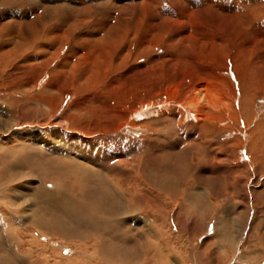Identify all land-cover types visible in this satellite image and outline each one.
<instances>
[{"label": "rangeland", "instance_id": "obj_1", "mask_svg": "<svg viewBox=\"0 0 264 264\" xmlns=\"http://www.w3.org/2000/svg\"><path fill=\"white\" fill-rule=\"evenodd\" d=\"M4 1L0 264H264V0Z\"/></svg>", "mask_w": 264, "mask_h": 264}, {"label": "bare ground", "instance_id": "obj_2", "mask_svg": "<svg viewBox=\"0 0 264 264\" xmlns=\"http://www.w3.org/2000/svg\"><path fill=\"white\" fill-rule=\"evenodd\" d=\"M6 1V0H5ZM4 1V2H5ZM10 1V0H9ZM12 2H15L14 0H11ZM134 1V0H133ZM164 1L165 0H154V4L156 5V6H159L158 7V10H159V12H162V13H164V10H165V7H163L164 6ZM174 1H177V0H174ZM179 1V0H178ZM188 1V3H189V5L193 8V9H198L199 8V6L201 5L200 3H199V0L197 1V0H187ZM234 1V0H233ZM237 1H241V3H243L244 2V5L246 6V4L247 5H249V4H251V3H255V2H259L258 0H237ZM12 2L10 3V4H12ZM109 2V1H108ZM215 2H216V0H215ZM6 3H7V1H6ZM22 3V2H21ZM140 3V2H139ZM213 3V2H212ZM222 3V4H221ZM236 3V2H235ZM17 4V3H16ZM144 4H146V3H144ZM149 4V3H148ZM153 4V5H154ZM204 4V3H203ZM220 6H218L219 8H221L222 10H224L225 12H227V13H232V14H234L233 16H232V19H235V18H237V15H238V13H239V11L241 10V6L240 7H237L236 6V4L234 5V4H230V2L227 0V1H221L220 3H218ZM263 4V3H262ZM6 5V4H5ZM4 5V6H5ZM183 5V3L181 4V6ZM240 5V4H239ZM84 6H85V4H84ZM83 6V7H84ZM90 6H91V4H90ZM185 6V5H184ZM263 6V5H262ZM82 7V8H83ZM183 7V6H182ZM181 7V8H182ZM206 7V6H205ZM217 7V6H216ZM256 7V6H255ZM95 8V7H94ZM190 8V7H189ZM189 8H185V9H189ZM201 9H203L202 8V6L200 7ZM199 8V9H200ZM215 8V7H214ZM14 9V8H13ZM32 9V8H31ZM79 8H77L76 10H78ZM90 9H91V7H90ZM154 9H157V8H154ZM208 9V8H207ZM211 8H209V10H210ZM257 9V8H256ZM70 10V9H69ZM75 9H74V11H76ZM85 10V9H84ZM176 10V9H175ZM73 11V12H74ZM112 11H113V9H112ZM166 11H168V10H166ZM183 11V10H182ZM191 11V10H190ZM199 11V10H198ZM203 11V10H202ZM28 12V11H27ZM27 12H26V14H27ZM32 12H33V10H32ZM52 12V11H51ZM80 12H82V11H80ZM169 12V11H168ZM30 13V12H29ZM50 13V12H49ZM71 13H72V11H71ZM93 13V12H92ZM106 13H107V11H106ZM152 13H153V11H152ZM171 13V12H170ZM170 13H169V15H170ZM188 13V12H187ZM200 13V12H199ZM3 14V13H2ZM33 14V13H32ZM48 14V13H47ZM58 14V13H57ZM83 14V13H82ZM155 14V13H154ZM173 14H175L174 12H173ZM206 14V13H205ZM21 15H23V14H21ZM78 15V14H77ZM181 15V14H180ZM185 15H188V14H185ZM204 15V14H203ZM214 15V14H213ZM216 15V14H215ZM218 15V14H217ZM29 16H31V15H29ZM33 16V15H32ZM46 16H48V15H46ZM58 16V15H57ZM108 16V15H107ZM171 16V15H170ZM208 16V15H207ZM98 17V16H97ZM161 17H162V15H161ZM177 17V16H176ZM182 17H184L185 18V16H182ZM205 17V16H204ZM204 17H203V19H204ZM222 18H224V21L221 23V26H219V27H221V28H219V30H221L222 32H226L225 34H227V36H230V34H229V31L230 30H232V28L230 29V21L228 20V18L226 17V16H221ZM52 18H54V17H52ZM65 18H67V17H65ZM108 18V17H107ZM109 18H111V17H109ZM151 18V17H150ZM184 18L182 19V20H184ZM187 18V17H186ZM190 18V17H189ZM196 18H197V16H196ZM241 18H243V17H241ZM58 20H59V18H57ZM61 19H62V17H61ZM105 19V18H104ZM206 19V18H205ZM216 19V18H215ZM79 20V19H78ZM172 19L170 18V21H171ZM180 20V19H179ZM220 20V19H219ZM56 21V20H55ZM54 21V22H55ZM64 21V20H63ZM66 21H67V19H66ZM87 21V20H86ZM90 21V20H89ZM94 21H95V19H94ZM98 21V20H97ZM30 22V21H29ZM52 22V21H51ZM50 22V23H51ZM57 22V21H56ZM55 22V23H56ZM61 22V21H60ZM65 22V21H64ZM69 22V21H68ZM71 22V21H70ZM88 22V21H87ZM109 22V21H108ZM178 22V21H177ZM194 22V21H193ZM207 22V21H206ZM240 22V21H239ZM243 22V21H242ZM264 21H260L259 23H256V24H252L251 26H253L252 27V29L248 32V33H250V38H249V41H250V43L251 42H253V44H254V47H256V48H259V51L261 52V54H260V56H259V58H257V62H258V64H260V67H258V69H260V71H261V73H263V64H264V45L263 46H261V43L260 42H262L263 44H264V23H263ZM30 23H32V21L30 22ZM35 23V22H34ZM53 23V22H52ZM67 23V22H66ZM84 23H86L85 22V20H84V22H81V20H80V22L78 23V25L79 26H73V28H71V29H69L68 31H67V35L68 36H70V35H72L75 31H81V32H83V33H87V32H85V31H83L82 29H84ZM93 23V22H92ZM100 23V22H99ZM180 23H181V21H180ZM188 23V22H187ZM241 23V22H240ZM246 23V22H245ZM25 24V22L23 23V25ZM27 24V23H26ZM33 24V23H32ZM57 24V23H56ZM60 24H63V23H60ZM69 24V23H68ZM97 24V23H96ZM108 24H110V23H108ZM162 23H158V26H160V27H163L162 25H161ZM195 24V23H194ZM215 24V23H214ZM237 24V22L236 21H234V23L232 24V26H235ZM242 24V23H241ZM5 25V24H4ZM34 25V24H33ZM42 25V24H41ZM58 25V24H57ZM98 25V26H97ZM96 26L95 25H92V26H90V25H88V26H90V30L91 31H89L90 33L93 31H102L99 27L101 26V25H99V24H97ZM182 25V24H181ZM219 25V24H218ZM218 25H216V27H218ZM3 26V25H2ZM1 26V27H2ZM29 26V25H28ZM37 26V25H36ZM67 26V25H66ZM102 26H104V25H102ZM185 26V25H184ZM237 26H240V25H237ZM236 26V27H237ZM25 27V26H24ZM23 27V28H24ZM39 27V26H38ZM54 27V26H53ZM69 27V26H68ZM67 27V28H68ZM182 27V26H181ZM185 27H187V26H185ZM216 27H214V28H216ZM242 27H243V25H242ZM241 27V28H242ZM32 28V27H31ZM193 28V27H192ZM244 28V27H243ZM45 29V28H44ZM49 29V28H48ZM63 29V28H62ZM104 29V28H103ZM186 29V28H185ZM191 29V28H190ZM1 30V29H0ZM32 30V29H31ZM43 29H42V27H40V29H39V31L38 32H36V33H34L33 34V36H31V38H30V40H31V42H33V41H37L38 40V37H39V35L41 34L40 33V31H42ZM47 30V29H46ZM35 31V30H34ZM48 31H50V30H48ZM153 31V30H152ZM190 31V30H189ZM195 31V30H194ZM245 31V30H244ZM202 32V31H201ZM215 32H217L216 30H215ZM214 32V33H215ZM240 32V31H239ZM42 33H44V32H42ZM97 33V32H96ZM110 33V32H109ZM154 33V32H153ZM198 33H200V32H198ZM220 32H218V34H219ZM241 33V32H240ZM246 33V32H245ZM63 36H64V33H61ZM108 34V33H107ZM180 34V33H179ZM197 34V33H196ZM208 34V33H207ZM220 34H222L223 35V33H220ZM219 34V35H220ZM233 34H234V32H233ZM237 34V33H236ZM239 34V33H238ZM48 35V34H47ZM51 35V34H50ZM61 35V37H63ZM187 35V34H186ZM198 35V34H197ZM200 35V34H199ZM202 35V34H201ZM209 35V34H208ZM219 35H217V36H219ZM58 36V35H57ZM102 36V35H101ZM165 36V35H164ZM167 36V35H166ZM175 36V35H174ZM189 36V35H188ZM206 36V35H205ZM212 36H214V34L212 35ZM234 36V35H233ZM48 39H50L51 37H48V36H46ZM45 37V38H46ZM55 37V36H54ZM154 37V36H153ZM181 37V36H180ZM191 37H193V36H191ZM190 37V38H191ZM83 40H85V38H84V34H82V37H81ZM96 38V37H95ZM151 38V37H150ZM168 38V37H167ZM187 38V37H186ZM217 39H218V37H216ZM233 38V37H232ZM234 38H235V36H234ZM42 39V38H41ZM57 39V38H56ZM55 39V40H56ZM99 39V38H98ZM231 39V38H230ZM164 40H165V38H161V41H163L161 44H164L165 45V43H164ZM184 40V39H183ZM188 40H189V38H188ZM201 40H202V38H201ZM222 40V39H221ZM241 40V39H240ZM22 41V40H21ZM51 41V40H50ZM205 41V40H204ZM213 41H215V40H213ZM4 42V41H3ZM6 42V41H5ZM14 42V41H13ZM53 42V41H52ZM56 42V41H55ZM59 42H60V40H59ZM152 42V41H151ZM155 42H156V40H155ZM183 42V41H182ZM191 42H192V40H191ZM201 43L203 42V41H200ZM218 42H220L221 43V41H220V39H218ZM225 42H226V40H225ZM247 42V41H246ZM22 43L23 44H21V43H18V45L16 46V47H18L17 49L15 48V50L13 51L14 53V56L15 57H17V58H21V57H23V56H25L26 55V53L25 52H27L28 51V49H27V46H29V44H24V42L22 41ZM141 43V42H140ZM143 43H144V41H143ZM176 43V42H175ZM180 43V42H179ZM197 43V42H196ZM207 43V42H206ZM233 43V42H232ZM15 44V43H14ZM172 44V43H171ZM190 44V43H189ZM208 44V43H207ZM210 44V43H209ZM215 44V43H214ZM239 44V43H238ZM237 44V45H238ZM61 45V44H60ZM150 45V44H149ZM175 45V44H174ZM191 45V44H190ZM205 45V44H204ZM224 45V44H223ZM225 45L227 46V44L225 43ZM4 46V45H3ZM15 46V45H14ZM93 46V45H92ZM181 46V45H180ZM187 46V45H186ZM201 46V45H200ZM220 46V48H221V45H219ZM64 47V46H63ZM66 47V46H65ZM64 47V48H65ZM192 47H193V45H192ZM241 47V46H240ZM4 48H5V46H4ZM11 48V47H10ZM150 48V47H149ZM189 48V47H188ZM204 48V47H203ZM212 48V47H211ZM219 48V47H218ZM6 49V48H5ZM37 49V48H36ZM40 49V48H39ZM38 49V50H39ZM78 49V48H77ZM186 49H187V47H186ZM223 49V48H222ZM1 50V49H0ZM34 50V49H33ZM32 50V51H33ZM191 50V49H190ZM215 50H216V48H215ZM169 51V50H168ZM220 51H222V50H219V52ZM224 51V50H223ZM226 51V50H225ZM60 52V51H59ZM230 52V51H229ZM53 53V52H52ZM81 53V52H80ZM215 53V52H214ZM0 54H2V51H1V53ZM4 54H5V52H4ZM12 54V55H13ZM42 54V53H41ZM79 54V53H78ZM210 54V53H209ZM225 54V53H224ZM6 55V54H5ZM34 55V54H33ZM52 55V54H51ZM62 55V54H61ZM60 55V56H61ZM213 55V54H212ZM54 56V55H53ZM208 56V55H207ZM217 56V55H216ZM222 56V55H221ZM32 57H34V56H32ZM205 57V56H204ZM211 57V56H210ZM36 58V57H35ZM85 58V57H84ZM83 59V58H82ZM203 59V58H202ZM207 59H209V58H207ZM217 59H218V57H217ZM2 60H4V59H2ZM70 60V59H69ZM85 60V59H84ZM206 60V59H205ZM214 60V59H213ZM10 62V60H7V63L9 64V62ZM12 61L13 60H11V63H12ZM71 61V60H70ZM209 61V60H208ZM203 62H205V61H203ZM0 63H1V61H0ZM4 63V62H3ZM6 63V62H5ZM4 63V64H5ZM16 63V62H15ZM14 63V64H15ZM211 63V62H210ZM71 64H73V63H71ZM214 64V63H213ZM12 65V64H11ZM48 65V64H47ZM86 65V64H85ZM4 66V68H6L5 66H7V65H3ZM75 66V65H74ZM1 67V66H0ZM8 67H10V66H8ZM72 67V66H71ZM13 68V67H12ZM15 69V68H14ZM66 69V68H65ZM61 70V69H60ZM3 71V70H2ZM4 71H5V69H4ZM70 71H71V69H70ZM1 72V71H0ZM65 72V71H64ZM246 72V71H245ZM3 73V72H2ZM1 73V74H2ZM68 74V73H67ZM73 75L74 74H72V79H73ZM240 75V74H239ZM251 75V74H250ZM264 75V74H263ZM45 76V75H44ZM77 77V76H76ZM248 77V76H247ZM250 78V77H249ZM263 78H264V76H263ZM77 79V78H76ZM72 81V80H71ZM251 81V80H250ZM74 82H75V80H74ZM250 83V82H249ZM252 86V85H251ZM250 86V87H251ZM73 87V86H72ZM199 88V87H198ZM196 89L195 90V92L193 91V97H192V99L194 98H196L197 97V94L199 93V89ZM257 88H258V86H257ZM260 88H261V86H260ZM263 88V87H262ZM247 89H248V87H247ZM259 89V88H258ZM262 91V90H261ZM252 92V91H251ZM256 93V92H255ZM248 93H246V95H247ZM48 100H49V98H47ZM71 148V147H70ZM29 150V149H28ZM60 150V149H59ZM65 150V149H64ZM63 152V151H62ZM29 153V152H28ZM61 153V152H60ZM78 153V152H77ZM79 155H81V154H79ZM88 157V156H87ZM69 159V158H68ZM47 188H53L54 186H52L51 184H47V185H45ZM66 194V193H65ZM66 195H68V194H66ZM65 196V195H64ZM61 197H62V195H61ZM248 198V197H247ZM48 199V198H47ZM64 199V198H63ZM62 199V200H63ZM244 199V198H243ZM66 201V200H65ZM72 204V203H71ZM74 204V203H73ZM75 205V204H74ZM68 206V205H67ZM72 208V207H71ZM80 208H82V207H80ZM79 211V210H78ZM76 212V211H75ZM76 214H78V213H76ZM124 215V214H123ZM126 217V216H125ZM131 218V217H130ZM135 218V217H134ZM120 220H122V219H120ZM138 220V219H137ZM140 220V219H139ZM126 221V220H125ZM127 222V221H126ZM121 223V222H120ZM119 228V227H118ZM160 256V255H159ZM43 260V259H42ZM48 260V259H47ZM47 260H44V261H47ZM49 262V261H48ZM47 262V263H48ZM72 262V261H71ZM100 262H102V261H100ZM94 262H92V264H93ZM45 264V263H44ZM72 264V263H71ZM99 264V263H98ZM118 264V263H117Z\"/></svg>", "mask_w": 264, "mask_h": 264}]
</instances>
